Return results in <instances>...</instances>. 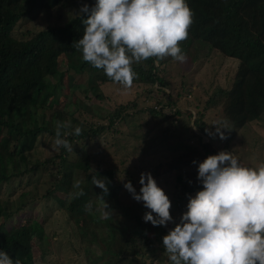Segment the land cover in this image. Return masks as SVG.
<instances>
[{"label": "trees", "instance_id": "obj_1", "mask_svg": "<svg viewBox=\"0 0 264 264\" xmlns=\"http://www.w3.org/2000/svg\"><path fill=\"white\" fill-rule=\"evenodd\" d=\"M64 1L0 0V198L4 196V191H10L4 203L0 201V248L8 251L13 258L19 255L24 264H34L32 230L28 218L6 226L7 221L13 219L15 214H21L28 205L23 198L29 195L33 197L30 204L44 198L45 201L50 200V208L59 207L57 211H64L68 224L70 222L73 225L70 230L80 232V240L84 243L85 235L88 237L85 225L87 219L83 215L87 213L85 205L92 201L94 211L98 213L95 210L96 196L100 195L102 190L92 185L91 180L85 179L83 187L86 195L80 199L78 213L65 201L59 205L55 193L68 194L75 179H80L84 171L92 175L95 170L97 175L107 177L108 180L109 193L104 198L112 211L110 221L114 223V230L121 228L124 232L127 231L117 253L110 252L107 245L101 246L100 254L96 255L98 264H119V261L126 257L133 258L137 264H147L148 259L149 264L155 261L164 264L163 241L143 230L142 222L132 209V206H139L143 202H137L132 195L131 200L130 196L126 197L130 193L125 190L124 183L130 180L139 192V178L142 172H133L120 165L104 166L103 155L99 151L105 145L104 136L119 134L120 124L134 116L141 118L138 119L141 127L139 138L150 142V145L155 140L162 143L167 138L176 137V134H188L183 139L185 151L182 155H177L180 159L177 168L165 167L161 172L155 171L157 176L154 177H161L165 183L164 188H161L174 200L172 226L179 223L183 212L187 211L188 196L195 195L196 191L202 188V184L197 180L199 162L208 155L225 151L237 132L252 122L264 130V0H186L194 10L195 18L189 29L190 40L187 38L181 45L183 51L185 52L194 40H200L198 43L204 44L203 47L206 46L224 57L236 58L238 63L235 75L229 73L224 82L216 79V85L210 84V87L204 89L205 93L195 100L192 97L193 86L187 85L185 80L181 79L179 89L172 87L173 82L167 78L169 71L165 70L164 59L155 63L154 58H149L133 65L138 77L131 86L136 89L132 99L113 104L111 110L106 113L101 111L102 114H95V117L92 115L87 125L77 117H72V129L67 131L71 132L78 125L83 129L82 134L67 136L73 145L72 152L61 147L54 157L45 158L53 171L61 174L53 180V185L47 186L40 180L39 175L37 178L33 176L39 170L38 160H41L36 154L37 141L44 133L52 135L55 139V130L35 119L38 116L36 108L39 102L35 93L46 87L47 76H60L59 66L63 55L76 57L81 54L72 45L75 40L82 38L84 25L80 18L75 16L66 24L48 26L35 32L28 28L18 31L16 27H19V21L29 13L52 9ZM204 59L206 56L200 60L199 67H204V73L208 71L212 74V66L205 65ZM73 64L74 62L66 66L69 71L75 73H82L89 68L87 75L91 86L77 87L82 89L85 97L89 96L87 92L90 91L95 93L96 99H100L101 85H121L108 78L103 70L95 69L84 61L80 63V69L74 68ZM170 86L172 92H166V87ZM188 95L190 99L187 98ZM170 105L178 107L175 114L168 115L163 112ZM219 112H222L231 128L226 130L227 139L224 140L218 135L213 138L205 131L211 129L214 132L215 126L210 124ZM64 116L66 117L65 114ZM168 118H172L170 123L162 124ZM59 121H63L62 118ZM4 131H7V134H4ZM203 137L208 138L207 144ZM96 139H101L102 142L97 148L93 147L92 151H89L91 141ZM218 144L220 147L215 150ZM134 153L138 154L136 150ZM177 156L169 158L166 163L178 161ZM17 157H20V160L16 167L12 168L10 163ZM55 157L58 161H54ZM79 158L86 160L79 164ZM92 159L96 160L97 164L91 162ZM125 159L126 157H123L121 162ZM194 160L197 163L194 164ZM92 164L96 166L93 168ZM101 165L103 169H100ZM168 167L174 165L169 164ZM77 170L79 173L76 178ZM50 172L49 177H52L53 173ZM15 177L21 179L19 190L13 186L9 188ZM156 182L158 183L157 180ZM114 211L122 213V220H119ZM108 221L109 219L101 223L105 229L100 228L103 233L112 235L115 231L108 227ZM37 228L44 230L43 224ZM101 229L100 234H103ZM98 237L100 241L101 237ZM39 238L42 239L39 252L41 264H46L44 258L52 250L53 239L43 232L39 233ZM156 240L161 243L160 249L155 245Z\"/></svg>", "mask_w": 264, "mask_h": 264}, {"label": "clouds", "instance_id": "obj_2", "mask_svg": "<svg viewBox=\"0 0 264 264\" xmlns=\"http://www.w3.org/2000/svg\"><path fill=\"white\" fill-rule=\"evenodd\" d=\"M77 16L84 29L72 47L84 62L124 87H131L138 77L133 65L149 58L155 63L166 57L180 63L187 59L181 42L188 38L195 12L186 0H95L92 7L83 4ZM210 125L215 126L214 132L205 129L210 136L227 139L224 130L231 128L226 120ZM68 129H72L70 121L56 122V150L73 151L67 136H80L83 129L78 125L71 132ZM197 180L202 188L188 196L187 211L162 237L169 264H264V164L251 167L233 152L221 150L199 162ZM90 182L102 190L95 210L101 212V219H111L104 198L109 193L107 177L94 170ZM84 183L74 180L69 202L86 195ZM139 183V192L130 180L124 187L150 210L143 220L165 227L173 222L171 200L151 172H142ZM85 211H94L92 201ZM0 264L24 261L0 248Z\"/></svg>", "mask_w": 264, "mask_h": 264}, {"label": "rangeland", "instance_id": "obj_3", "mask_svg": "<svg viewBox=\"0 0 264 264\" xmlns=\"http://www.w3.org/2000/svg\"><path fill=\"white\" fill-rule=\"evenodd\" d=\"M85 3L91 7L95 4V0H65L61 5H58L52 9H42L31 12L26 15L24 19L19 21V27H16V29L18 31H24L25 28H28L32 32H35L45 29L48 26L66 24L72 18L77 16L81 6ZM188 40H190V38H188ZM199 41H191V45L187 46V50H185L187 59L185 62H177L171 57H166L164 59L165 70L169 71L167 78L171 81V83L173 82L171 84L173 85L172 87L179 89L181 79L185 80L187 85L193 86L192 93L194 96L192 95V97H194L195 100L198 99L201 94L203 95L205 93L204 89L210 87V84L216 85V79L224 82L229 73L235 75L238 63L236 58L231 59L230 57H224L206 46L203 47L204 44L198 43ZM184 42L185 41H182L181 45H183ZM208 54L210 56H208ZM204 56H206V59L203 60V63H205V65L212 66V74L208 71L204 73V67H199L201 63L200 60ZM73 62V67L80 69V63L83 62L82 55H76V57H68L63 55L60 59V76L56 74L47 76L45 78L46 87L35 93V96L38 97L39 101L36 108L38 111V116L35 119H38V122L40 123H45L49 129L55 130L56 122L59 121L60 118H62L63 121H70L71 124H73V116L80 119L84 125H87L88 122H90L89 120L92 118V115L95 117V114L99 115L102 114V112L106 113L111 110L113 104L119 101L130 100L135 95L136 89L133 87L105 84L101 85L99 88V92L102 95L100 99H96V97H94L95 93L90 91L87 92V95L89 96L85 97L86 95L83 91H81L82 89H78L77 87L79 85L88 87L91 86V82H88L87 75L89 73V68L87 67L82 73L69 71L67 66H70ZM165 90L166 92H172L171 86L170 88L166 87ZM201 91L203 93H201ZM189 97L190 95H188L187 98ZM176 110H178V107L170 105V107H166L163 112L169 115L175 114ZM136 118L137 117L135 116L133 118L129 117L124 124H120L121 132L119 134H105V145L104 147L101 146L102 148L100 147L101 149L99 150L103 155L102 164L104 166H126L131 171L137 173L151 172L153 177L157 176L155 171L160 170L161 172L165 167L177 168V166L180 164V159L177 155H182L185 151L183 148V139L188 134H176V137L171 139L167 138L162 143H158V141L155 140L150 145V142L143 141L139 138L141 135V127L140 121L138 119L141 118ZM161 118H164V116H161ZM161 118H157V120H161ZM171 120L172 118H168L167 120L163 121L162 124L167 125ZM220 120H226L228 123V120L223 116L222 112H219L217 117L213 119V122ZM226 130L227 129L224 131L226 132ZM4 134H7V131H4ZM51 136L48 135V133H44L39 136L37 141L38 151H36V154L39 155L37 157L41 160H38L39 170L35 172V175H33L36 178L37 175H39L40 180L45 182V185L47 186H50L53 180L59 178L61 175L59 172H54L51 165L45 160V158L50 159V157L52 158L54 155L60 152L54 147L55 139ZM118 139H122L123 141H119ZM203 141L207 144L208 138L203 137ZM100 142H102L101 139L91 141L89 151H92L93 147L97 148V145ZM219 147L220 144L215 147V150ZM135 150L138 153L137 155H134ZM225 151L233 152L242 163L248 166L258 167L264 164L263 128L253 122L247 125L245 129L237 132V135L234 137L232 142L229 141V146L225 149ZM72 155L73 153L70 155L71 158ZM174 156H177L176 158L178 161L166 163L169 158ZM20 157L15 158L10 163L12 168L16 167ZM123 157H126V159L124 162H121ZM56 158L57 157H55L54 161H58ZM42 160H44L45 163ZM85 160L79 158L78 163L83 164ZM91 162L96 163V160L92 159ZM96 164H92V167L94 168ZM169 164H173L174 167H168ZM103 165H101L102 168L100 169L104 168ZM49 172L50 174L53 173L52 177H49ZM86 172L87 171H84V174L82 173L80 179H86V181H90L92 179V175ZM78 173L79 170H77L75 173L76 178ZM17 178L18 177H15L12 180L13 183L11 186H9L10 189L13 186L16 190H19L21 179ZM155 179L158 181L157 184L160 187L163 186L164 188L165 183L161 177L158 176ZM6 191H4V196L0 198V201L3 203L7 198V193L10 192L8 191L5 193ZM68 194L64 192L55 193L56 198L59 201V205H62L65 201L76 213H78V206L80 204L81 198L69 202ZM127 196H130L129 200L132 199L131 193L130 195H126V197ZM32 198L33 197L31 195L25 196V198H23V200H25L28 205L24 207L21 214H15L13 219L7 221L6 226H11L18 220L25 219V217L28 218V222L30 221L29 225L32 230L34 264L42 263L41 257L39 256V252L42 247V239L39 238L40 232H43L44 234L46 233L53 239L52 250L49 251V253L44 258L46 264H98L96 255L100 254L102 245H107L108 249L113 254L119 251L121 242L125 238L127 231L124 232L121 228L114 230V223H112L109 219L107 222L108 227L115 232L112 235L103 233L102 229H105L106 227L101 224L102 222H105V220L101 219L100 211H98V213L93 211L92 213L87 212L86 214H83L87 219L85 221V225L87 227L88 233V237L85 235L83 243L80 240V232L77 231V233H75L70 230V226L73 225L70 222L68 224L67 216L64 211H57L59 207L50 208V200L47 199V201H45L46 199L44 198H42L37 203L30 204ZM169 199L171 200L170 213H172L175 208L174 200L171 198ZM132 209L136 212L137 216L142 222L141 227L143 230L146 231L147 234H153L152 236L154 238L162 240V237L167 234L168 230L175 226V224L172 226L174 222H169L166 227L153 226V228L151 222H145L143 220L145 212L150 211L144 207L143 203H141L139 206H132ZM115 214L118 216L119 220H122L121 212L119 213V211H117ZM39 223L43 224L44 230H38L37 227H40ZM100 227H102V229ZM100 229L103 234H100ZM98 236L101 237L100 241ZM89 244L92 245L87 249L86 246ZM155 245L160 249V241L156 240ZM162 254L164 255L165 259L164 264H169L167 257H165L166 255L164 253ZM119 264L137 263L133 258L126 257L121 259ZM147 264H149V259ZM152 264L158 263L155 261Z\"/></svg>", "mask_w": 264, "mask_h": 264}]
</instances>
